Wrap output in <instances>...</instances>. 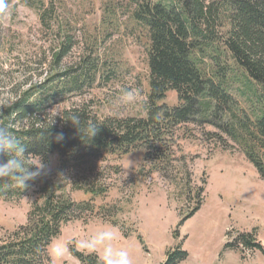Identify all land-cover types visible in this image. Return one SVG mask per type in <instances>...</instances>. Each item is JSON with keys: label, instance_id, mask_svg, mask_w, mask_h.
<instances>
[{"label": "rangeland", "instance_id": "1", "mask_svg": "<svg viewBox=\"0 0 264 264\" xmlns=\"http://www.w3.org/2000/svg\"><path fill=\"white\" fill-rule=\"evenodd\" d=\"M6 4L0 10V111L16 92L45 75L84 69L92 62L95 80L56 100L40 119L53 121L70 107L85 108L99 119L145 117L149 33L134 20V4L128 0H6ZM62 45L64 56L54 65V53ZM124 87L140 91L138 103L119 105ZM164 102L177 105V93L169 91ZM175 135L180 149L176 155H186L185 166L170 167V179L159 172L147 174L142 169L144 150L137 149L95 162L90 180L105 187L104 195L66 186L71 200H92L94 210L83 213L85 220L62 226L48 247L51 264H81L69 247L88 252L80 242L108 227L118 230L115 245L128 248L134 264H163L177 250L187 252L177 264H264V255L257 250L225 248L243 233L253 234L264 246V180L253 164L211 125L185 123ZM222 143L230 149H223ZM56 160L51 158L49 169ZM204 180L199 208L182 221L192 211ZM34 198L32 190L20 198H0V239L26 224Z\"/></svg>", "mask_w": 264, "mask_h": 264}, {"label": "trees", "instance_id": "2", "mask_svg": "<svg viewBox=\"0 0 264 264\" xmlns=\"http://www.w3.org/2000/svg\"><path fill=\"white\" fill-rule=\"evenodd\" d=\"M128 1L136 4L134 20L149 33L145 117L99 119L85 108L64 109L61 117L78 112L83 121L101 125L90 141L60 117L54 124L40 119L56 100L95 80L92 62L84 69L45 75L16 92L14 100L0 111V126L7 127L26 147L32 170L39 168L34 161L44 166L26 188L0 182L2 199L20 198L29 190L35 194L26 224L0 239V264H51L48 247L62 226L85 220L83 213L94 210L92 200H71L66 186L95 196L105 194V187L90 180L96 161L143 149L142 169L170 179V167L185 166L186 155H176L180 149L175 141L176 129L185 123L211 125L225 134L264 180V0ZM65 47L54 53V65L60 63ZM169 91L177 93V105L164 102ZM61 132L63 138L57 140ZM222 147L230 149L224 143ZM54 156L56 165L49 169ZM205 183L197 189L198 199L182 221L199 208ZM241 247L264 255V246L251 233L240 234L225 245L230 250ZM69 251L81 264H99L96 253L72 245ZM186 257V251L177 250L163 264H177Z\"/></svg>", "mask_w": 264, "mask_h": 264}, {"label": "clouds", "instance_id": "3", "mask_svg": "<svg viewBox=\"0 0 264 264\" xmlns=\"http://www.w3.org/2000/svg\"><path fill=\"white\" fill-rule=\"evenodd\" d=\"M7 7L6 0H0V10ZM141 93L138 89L124 87L118 96L120 106H127L139 102ZM57 115L70 123L86 140H91L99 131L100 126L95 121H83L78 112H72L64 117ZM56 115V116H57ZM55 116V117H56ZM55 117L52 124L55 123ZM52 126V125H51ZM63 138V133H57V140ZM0 182H11L16 187L26 188L28 182L35 180L40 174L41 167L32 170L28 162L26 147L7 127L0 126ZM118 230L115 227L102 228L94 232L88 239L81 241L80 246L90 253L98 254L99 264H134L130 250L126 247H117Z\"/></svg>", "mask_w": 264, "mask_h": 264}, {"label": "bare ground", "instance_id": "4", "mask_svg": "<svg viewBox=\"0 0 264 264\" xmlns=\"http://www.w3.org/2000/svg\"><path fill=\"white\" fill-rule=\"evenodd\" d=\"M138 1V0H137ZM148 2V1H147ZM140 3V2H139ZM136 5V4H135ZM141 6H142V4H141Z\"/></svg>", "mask_w": 264, "mask_h": 264}]
</instances>
